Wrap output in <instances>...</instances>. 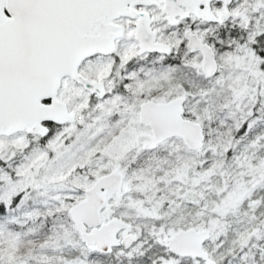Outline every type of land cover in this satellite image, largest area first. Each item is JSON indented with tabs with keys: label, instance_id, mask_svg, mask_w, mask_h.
Here are the masks:
<instances>
[{
	"label": "snow or ice",
	"instance_id": "obj_1",
	"mask_svg": "<svg viewBox=\"0 0 264 264\" xmlns=\"http://www.w3.org/2000/svg\"><path fill=\"white\" fill-rule=\"evenodd\" d=\"M0 264H264V0H0Z\"/></svg>",
	"mask_w": 264,
	"mask_h": 264
}]
</instances>
